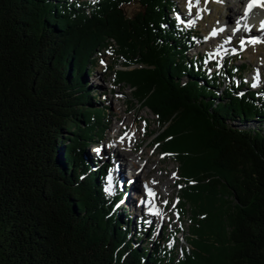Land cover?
<instances>
[{
	"label": "trees",
	"instance_id": "1",
	"mask_svg": "<svg viewBox=\"0 0 264 264\" xmlns=\"http://www.w3.org/2000/svg\"><path fill=\"white\" fill-rule=\"evenodd\" d=\"M174 11V0H0V264H264V91L239 57L207 73ZM105 52L178 163L189 246L136 233L108 162L88 155L109 130L86 79Z\"/></svg>",
	"mask_w": 264,
	"mask_h": 264
},
{
	"label": "rangeland",
	"instance_id": "2",
	"mask_svg": "<svg viewBox=\"0 0 264 264\" xmlns=\"http://www.w3.org/2000/svg\"><path fill=\"white\" fill-rule=\"evenodd\" d=\"M174 1L177 2L180 10L176 16L178 18L184 16V14L190 16L192 21L189 24L194 27V32L199 37L195 44L196 48L194 47V49L189 51L190 56L206 54L207 60L203 64V69L210 75L215 70H219L221 66L226 65V63L230 62L232 64L239 57L241 59H238L235 63L239 66L242 63L246 64L242 77L249 82L252 89L258 90L260 88L259 90L264 91V80L261 83L257 82L259 71L263 72L264 76V45H253L250 39L247 42L243 36L231 41V37L226 36L225 32H222V24L225 26L229 24L224 31H232L233 26L236 24L234 17L237 18L244 15L242 10L244 5L238 3L237 0ZM139 9L140 6L135 3L125 7L126 12L131 16ZM232 15L233 18H231ZM227 20L228 23L226 24ZM217 27L218 30H221V37L223 35L225 37L219 40H216L218 37L208 39L207 37ZM222 42L224 44L229 43V45L218 52L217 50H219ZM245 43L246 45H244ZM226 50H229V52L235 50L241 54L228 56ZM113 59L114 57L110 52L103 53L101 55L102 63L94 71L88 73L86 77L87 84L93 92L92 94L94 96H97V93L100 94L96 101L107 108L109 123V130L106 135L102 139H96L87 152L92 159L99 160L101 163L104 161L108 162L106 164V168H109L107 169L108 190L110 192L114 191L119 184L123 188V198L119 203L120 212L124 217L131 216V225H135L133 229H135L136 233L138 232L136 226L140 229L142 224L140 219L144 217V211H146L145 208L147 207L145 204L140 207L141 205L138 202L137 197L144 183L142 177H138L136 180L132 177L135 171L130 163L134 157H139V155L144 161L147 156L154 159V162H152L154 168H151L150 171H152L153 175L162 174V181L170 180V188H168L170 195L167 200V210L163 213V217H144L146 226L144 225L143 229H152L149 233L151 241L157 239L162 244H168L172 248L176 246V251L180 246H189L187 235L191 223L188 215L182 217L179 212V203L177 201L180 198L179 177L177 175L178 163L169 154H162L160 147L154 145L152 138L149 136L152 131L158 129L155 114L149 108L141 107L140 103L133 99L132 91L128 85L115 83L113 75L108 71V65L113 62ZM199 71L203 72L202 70ZM251 78H255L256 81L250 82ZM127 136H131L129 143L119 147L118 140ZM136 138L137 140H135ZM126 151L130 154L129 161L121 155L126 153ZM126 161L128 162V166L125 168L126 171L118 173V168ZM164 197L165 193L161 192L160 200L164 199ZM164 217L165 219L162 220ZM148 236L139 246H144V242H147L149 238Z\"/></svg>",
	"mask_w": 264,
	"mask_h": 264
},
{
	"label": "bare ground",
	"instance_id": "3",
	"mask_svg": "<svg viewBox=\"0 0 264 264\" xmlns=\"http://www.w3.org/2000/svg\"><path fill=\"white\" fill-rule=\"evenodd\" d=\"M237 2L242 3L244 5L242 8V10L244 11L246 8H248L247 6L249 3H251V0H237ZM243 14L244 15H241L240 17H237V18L234 17L235 23L246 24L247 27L248 26L250 27L252 24L253 25L256 24L258 27L261 26L262 24H264V8H261L258 5L254 6L251 9V11L248 10L247 12H244ZM231 18H233V15ZM190 21H192V19L189 16L187 21L184 20L183 22H190ZM227 23H228V20L226 21V24ZM226 26H229V24H227ZM226 26L224 24H222V26H221L223 28L222 32H225L226 35L232 36V33L224 31ZM220 32H221V30H218V27H217L213 32L215 35L210 37V38L214 39L215 37H218V38H216V40H219L222 37H225V35H223L221 37ZM239 36H243V38L245 40H248L249 38H252V37H256L260 40L258 45H264V30L262 28H256V29L252 28L251 30H249L247 32L236 33L234 37L237 38ZM244 45H246V43ZM226 46H228V44L227 43L224 44L222 42V44L219 46V50H217V51L219 52L220 49L227 48ZM258 75H260L261 82H263V80H264L263 72L259 71ZM258 80H259V77L257 78V82H258ZM258 83H260V82H258ZM130 137L131 136H127L126 138L118 140L119 147L129 143ZM135 140H137V138ZM141 154H143V153H141ZM121 155L124 158H127L128 161L130 160L129 152L126 151V153H122ZM152 162H154V159H152L150 156H147L145 161L143 160V158L140 155H139V157H134L132 162L130 163L133 166V169L135 171V173L133 174L132 177H134L135 180L138 177H142V181L144 183L142 185L140 194L137 197L140 205H141V203H142V206L145 204V206L148 209V213H150V215H151L150 217H153V218L154 217H163V213L167 210L166 205H167V200L169 199V195H170V190L168 189V188H170V183H169L170 180L168 179V180L162 181V174L161 175L160 174H154L153 175V173H151L152 171H150L151 168H154L152 165L153 164ZM127 166H128L127 161H126V163H122V166H120L118 168L117 172L118 173H124L126 171L125 168H127ZM147 168H148V170H147ZM136 187H138V185H136ZM161 192L165 193V197H164V199L160 200V193ZM128 198H130V196H128ZM163 219H165V217L162 218V220Z\"/></svg>",
	"mask_w": 264,
	"mask_h": 264
},
{
	"label": "snow or ice",
	"instance_id": "4",
	"mask_svg": "<svg viewBox=\"0 0 264 264\" xmlns=\"http://www.w3.org/2000/svg\"><path fill=\"white\" fill-rule=\"evenodd\" d=\"M259 6L261 8H264V0H251V3L248 4V10L251 11V9L254 7V6ZM261 27H264V24L261 25ZM243 43V42H242ZM255 86V85H253Z\"/></svg>",
	"mask_w": 264,
	"mask_h": 264
}]
</instances>
